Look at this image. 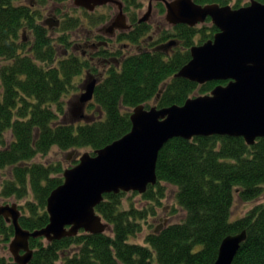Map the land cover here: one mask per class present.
Masks as SVG:
<instances>
[{"label":"trees","instance_id":"1","mask_svg":"<svg viewBox=\"0 0 264 264\" xmlns=\"http://www.w3.org/2000/svg\"><path fill=\"white\" fill-rule=\"evenodd\" d=\"M51 1L67 0H0V169H11L1 195L19 200L31 196L20 218L29 230L49 223L48 197L63 183L68 168L61 160L36 161L38 154L47 155L55 147L61 152L87 147L94 153L131 130L136 106L183 105L196 92L207 94L227 83L214 80L199 84L175 76L191 59L195 36L202 32L201 41L213 37L218 31L215 25L211 33L204 32L206 27L201 30L187 24L173 26L174 32H160L157 43L171 37L178 40L174 51L148 48L122 57L121 50L101 47L85 54L74 48L73 32L82 27L94 29V24L107 23L111 16L102 15L97 23L95 11L79 8L82 14L63 15L55 27L59 34L54 35V28L44 19ZM122 1L134 28L121 33L118 40L140 43L150 30L147 23H137L144 4L140 0ZM195 1L225 5L232 0ZM94 58L103 63H94ZM84 76L97 80L89 103L96 107V115L74 123L68 119L64 96L77 92ZM78 162L79 158L70 166ZM157 174V184L150 185L143 196L160 202L167 194L163 182L176 186L177 202L185 211L183 219L149 231L144 243L131 241L156 209L125 208V192L107 193L96 209L111 225L109 231L81 230L50 242L43 237L31 238L34 253L28 264H214L223 239L243 230L247 238L232 264H264V203L231 219L236 195L253 201L264 194V137L253 145L241 136L172 138L159 153ZM14 233V226L0 216V244L9 243ZM0 264L17 263L12 256L0 254Z\"/></svg>","mask_w":264,"mask_h":264},{"label":"water","instance_id":"2","mask_svg":"<svg viewBox=\"0 0 264 264\" xmlns=\"http://www.w3.org/2000/svg\"><path fill=\"white\" fill-rule=\"evenodd\" d=\"M164 1L169 23L196 26L211 18L219 29L212 39L191 48L190 61L175 76L199 84L228 82L209 94L188 98L183 105L136 106L128 133L94 153H83L76 165L65 169L63 183L48 197L49 223L45 227L26 229L21 225L22 211L17 203L0 205V216L14 226L9 248L17 264H28L32 259L31 238L44 237L50 242L81 230L104 233L110 229L96 209L104 195L145 193L157 184L159 153L172 138L241 136L253 145L264 137V2L251 0L246 6L233 8L194 0ZM74 4L91 12L99 6L116 5L119 12L104 27L111 33L130 29L122 0H74ZM151 12L152 4L140 21H148ZM91 78L78 96L81 112L94 98L97 80ZM246 238V230L226 236L214 264H232Z\"/></svg>","mask_w":264,"mask_h":264},{"label":"rangeland","instance_id":"3","mask_svg":"<svg viewBox=\"0 0 264 264\" xmlns=\"http://www.w3.org/2000/svg\"><path fill=\"white\" fill-rule=\"evenodd\" d=\"M140 1H142V3L144 4L143 8H141V10H139V12H141V15L143 16L148 11V6H149L150 0H140ZM250 2H251V0H232L229 4L234 6L237 3H239L240 7H241V6H246L247 4H250ZM155 3H156V1H154V3H153L152 15H151L150 19L148 20V22L152 24L153 29L151 30V32H148L145 35V38L142 39V41L144 42V46L142 45L141 42L135 43V42H132L130 40H118V41L113 40L112 45L110 47V50L112 52L120 49L122 51V57H123L124 55H127L128 53H135V52L141 51L140 50L141 46L146 47L145 41H147L148 36H152V38L155 37L156 29H158L159 27H164V28L166 27V28H169L168 30H170L171 32H174L173 27L169 24V22H167V20L165 18L166 12H164V13H162L163 11L160 12V10L158 9V6H156ZM46 7L49 8V11H44V19L49 18V19H51V21H53V19H57V18L62 19L63 15L65 13H72V14H82L83 13L82 10L79 9L78 7L75 8V4H74L73 0H67L65 2L51 1L50 3L47 4ZM118 12H119V8L116 5L112 4L111 6L110 5L100 6L99 8H97V10H95L94 18H96V19H94V21L97 20V18H101V16L105 15V14H109L110 16L113 15L112 16V19H113L117 15ZM88 23L90 25H92L91 20H89V18H88ZM97 23H98V20H97ZM102 23L99 22L98 24H94V25H96L98 27V30H100L99 29L100 27L107 26V24L109 22L108 23L102 22ZM168 25H170V26H168ZM51 26L53 28V27H58L59 25L55 26V23L52 22ZM212 26H213L212 21L207 20L206 22L199 24L198 28L203 30L206 27L207 29H205L204 32L205 33L206 32L211 33L212 31L210 30V28H212ZM93 30L95 31V29H93ZM52 32L54 33V35L59 34L58 31L56 30V28H54L52 30ZM118 32H119V30L115 31L114 33L108 34V35L111 38L112 37L115 38ZM86 35H87L86 30H82V29L73 32V34H72L73 46H74V48H76L75 44L78 43L77 48H76L78 51H83L85 49H89L90 51L92 50V48L88 47V45H86V43H85ZM202 38H203L202 32L198 33L194 38V45L203 44L207 40L212 39V37H211V38H207V40L201 41ZM168 40L167 41L169 43V42H172L173 40H176V38L171 37ZM123 44H127V45H123ZM178 47H179V45L173 46L169 49V51H174L173 49H177ZM98 69L100 71H102L105 68L98 67ZM83 78H84L83 82L85 85V82L87 80V76L86 77L84 76ZM82 86L83 85H81L80 89L77 92H75L73 94H69V96H64V99L66 100V102L68 104V111L70 113V116L68 117V119L71 121L74 120L73 121L74 123L77 121L78 122H85L86 120H91V119H93L92 116H94V114L96 115V110H97L96 107H94V106L90 107V105H87L85 108V113L89 114L90 116L89 115L83 116L82 114H79V113L76 116L73 115L72 109L74 108V106L71 103L69 105V102L72 100L74 103H78V96L77 95H79V94H81V92H83ZM1 93H2V85H1V80H0V95H1ZM199 95H204V94H199L198 92H196V94L192 95L191 97H196ZM153 105L154 104L152 103L151 106H153ZM87 151L90 152L91 150L87 147H84V148H81L77 151L76 150H70V151L61 152L55 147L47 155L38 154L35 157V160L40 161V162H55V161L61 160L64 162L63 164L65 167H72L70 165H71V163H73V160H75L77 158L80 159L81 155ZM10 171H11L10 167L5 168V169H0V205L17 203L19 205L20 209L22 210V214H23L24 211H26V209H24V207H23L25 204V201L28 198H31V196H28L25 199L19 200L14 196L2 197V195H1L2 183L6 178H8L11 175ZM163 184L167 187L166 188L167 194L164 198L161 199L160 202L150 200V199L146 198L145 196H143V193H139L137 191L125 192V195L123 196V199H122L123 200V207L128 208L130 206H135L137 208H144L146 206H149L150 208L154 207L156 209V214L151 215L147 218V221L144 222L143 230L137 236H135L134 238H131V241L144 243L145 237L149 231L154 230V229L159 230L164 225H166L170 222H178L184 218L185 211L183 210V208L180 206V204L177 202V199H176L177 187L172 185V184H169L167 182H163ZM258 203H264V194H262L260 197H258L256 200H253V201H245L242 198H240L238 195H236L234 206L232 208L231 219H236V218L240 217L241 215L245 214L250 208H252L255 204H258ZM9 244H10V242L9 243L2 242L0 244V254L1 255H6L7 257L12 256V253L10 252Z\"/></svg>","mask_w":264,"mask_h":264},{"label":"flooded vegetation","instance_id":"4","mask_svg":"<svg viewBox=\"0 0 264 264\" xmlns=\"http://www.w3.org/2000/svg\"><path fill=\"white\" fill-rule=\"evenodd\" d=\"M154 1H156L155 4H156V6H158V9L160 10V12L163 11L162 13H164V12L167 11L164 0H150L149 1V6L152 4V11H153V3H154ZM159 3H162V5L164 4V7H160L161 5ZM149 6H148V9H149ZM151 15H152V12H151ZM151 15H150V17H151ZM112 16H111V18H112ZM127 16H128V14H127ZM143 16L141 15V12H139V16H138L137 23H147L150 26L149 32H151V30L153 29L152 24L149 23L148 21H140V19ZM165 18H166V13H165ZM57 19L59 20V22L61 21V18H57ZM127 20H128V24L130 25V29L129 30H132L134 28V23L131 21V19H130L129 16H128ZM47 21H49L51 24H52V22L56 23V19H53V21H51V19L48 18V19H46V22ZM169 24L172 27L173 26H176V25H179V24H171V23H169ZM170 25H168V26H170ZM53 28H55V27H53ZM101 28L103 29V32L99 31L97 26L94 27L95 31L93 29H88L87 27H82V28L79 29V30H81V29L82 30H86L87 35H86V41H85V43H86V45H88V47H91L92 48L91 51L89 49L83 50V52L85 54L87 53V51H88V53H95V51L97 49L101 48V47H104L106 49H110V47L112 45V41L113 40L118 41L119 35L124 32V31H121L120 29H116V31L119 30V32L117 33V35H116L115 38H113V37L111 38L108 35V34H111L110 29H107L104 26L100 27L99 29H101ZM165 29H169V28L159 27L158 29H156L155 37H153V38H152V36H148L147 35L149 40L147 39V41H145L146 47H143L144 46V42L142 41V39L145 38V35L142 36L141 37V43H142L143 46H141L140 50H144V49H148V48H151L153 50H169L171 47L178 45L179 44L178 40H173L172 42H174V43L172 44L171 47L167 45L169 40L168 41H162L161 43L160 42L157 43L158 36H159L160 32H163ZM100 35L103 36L104 38L102 39V38L98 37ZM77 45H78V43L75 44L76 48H77ZM123 45H127V44H123ZM116 51H114V52H116ZM113 61L119 63L116 58H113ZM93 62L94 63H97L98 65H99V63L100 64L103 63V61H100V60H98L96 58L93 59ZM88 77L89 76H87V80H86L85 84L88 81ZM82 85H83L82 86V88H83L85 85H84V83ZM70 103L74 106V108L72 109V112H73V115L74 116L78 115V113L79 114H82L83 113V111L82 112L80 111V105L78 103H74L72 100L69 102V105H70Z\"/></svg>","mask_w":264,"mask_h":264}]
</instances>
